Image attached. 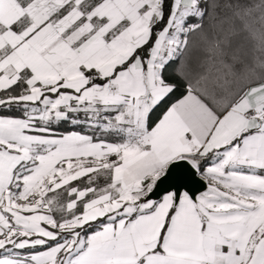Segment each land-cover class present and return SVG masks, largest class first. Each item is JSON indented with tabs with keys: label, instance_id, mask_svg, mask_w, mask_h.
<instances>
[{
	"label": "snow or ice",
	"instance_id": "6c2138e0",
	"mask_svg": "<svg viewBox=\"0 0 264 264\" xmlns=\"http://www.w3.org/2000/svg\"><path fill=\"white\" fill-rule=\"evenodd\" d=\"M0 264H264V0H0Z\"/></svg>",
	"mask_w": 264,
	"mask_h": 264
}]
</instances>
